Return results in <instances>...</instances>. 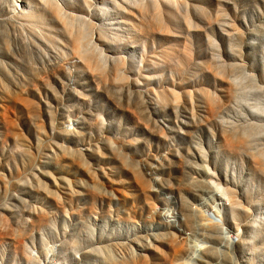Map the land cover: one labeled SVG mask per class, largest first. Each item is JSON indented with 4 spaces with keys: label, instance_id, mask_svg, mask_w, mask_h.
I'll list each match as a JSON object with an SVG mask.
<instances>
[{
    "label": "rangeland",
    "instance_id": "obj_1",
    "mask_svg": "<svg viewBox=\"0 0 264 264\" xmlns=\"http://www.w3.org/2000/svg\"><path fill=\"white\" fill-rule=\"evenodd\" d=\"M0 264H264V0H0Z\"/></svg>",
    "mask_w": 264,
    "mask_h": 264
}]
</instances>
